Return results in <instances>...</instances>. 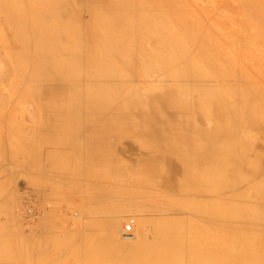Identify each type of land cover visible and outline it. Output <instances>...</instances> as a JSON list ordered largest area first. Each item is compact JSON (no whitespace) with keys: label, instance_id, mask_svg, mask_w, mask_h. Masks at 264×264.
Segmentation results:
<instances>
[{"label":"rangeland","instance_id":"374dc122","mask_svg":"<svg viewBox=\"0 0 264 264\" xmlns=\"http://www.w3.org/2000/svg\"><path fill=\"white\" fill-rule=\"evenodd\" d=\"M61 1L0 0V40L16 39L18 26L29 48L25 56L0 46V264H46L51 232L78 228L85 245H60L67 264L78 263L75 253L88 264H130L126 223L135 244L154 250L167 237L181 246L172 264L189 255L264 264V128L220 119L214 131L219 105L249 112L264 95L261 0H179L165 25L138 19L139 5L133 17L117 1ZM48 157L60 168L67 157L103 192L86 183L81 202L53 201ZM109 184H118L117 201ZM115 202L117 218L87 211Z\"/></svg>","mask_w":264,"mask_h":264},{"label":"bare ground","instance_id":"6f19581e","mask_svg":"<svg viewBox=\"0 0 264 264\" xmlns=\"http://www.w3.org/2000/svg\"><path fill=\"white\" fill-rule=\"evenodd\" d=\"M20 1V0H19ZM61 1V0H60ZM109 1V0H107ZM113 2H116L119 3L120 5L124 6L126 9L124 10L125 12H128V14L130 15H134L135 12H134V8L139 5V6H142V12L143 13H140V16L138 17V19L142 20V22L145 21V24L147 22H151L153 24H156V25H165V23L170 20V16L169 14L167 13H164V12H168L169 9L173 8L175 5H178L180 2L179 0H112ZM246 1H251V3H254L255 5L258 4L255 3L256 0H240L238 1L239 3L241 2H246ZM258 1V0H257ZM62 2V1H61ZM95 2H99V0H95ZM261 5L263 6L264 8V0H261ZM105 3V2H103ZM105 5V4H103ZM102 5V6H103ZM108 5V4H107ZM106 5V6H107ZM111 5V4H110ZM245 5V4H244ZM251 5V4H250ZM260 5V4H259ZM97 6V5H95ZM121 6V7H122ZM138 6V8H139ZM246 8H247V5H245ZM254 6V5H253ZM257 6V5H256ZM260 6V8L262 7ZM120 7V6H118ZM153 7H161L162 8V13L160 14H154V13H149L148 10H150L151 8ZM116 8V7H115ZM137 8V9H138ZM252 8V7H251ZM257 8V7H256ZM92 7H89L88 10L92 11ZM111 9V8H110ZM155 9V8H154ZM180 9V8H179ZM182 9V8H181ZM94 10V9H93ZM156 10V9H155ZM161 10V9H159ZM177 10V9H176ZM240 10V9H239ZM250 10V9H249ZM264 10V9H262ZM171 11V10H170ZM247 11V10H246ZM122 12V11H121ZM173 12V11H172ZM235 12V11H234ZM250 12V11H249ZM98 12H96L97 14ZM108 13H109V10H108ZM169 13V12H168ZM178 13V12H177ZM246 15H247V12H245ZM113 14V13H112ZM115 14V12H114ZM124 14V13H123ZM126 14V13H125ZM124 14V15H125ZM139 14V13H137ZM176 14V13H175ZM239 14V13H238ZM241 14V13H240ZM253 14V13H252ZM181 15V14H180ZM182 16V15H181ZM251 16V15H250ZM249 16V17H250ZM255 16V15H253ZM262 23H263V30H262V34H264V12H262ZM135 17V15L133 16ZM183 17V16H182ZM137 18V17H136ZM179 18V17H178ZM137 19V20H138ZM133 24V23H132ZM140 24V23H139ZM142 25V24H141ZM151 25V24H149ZM254 25V24H253ZM252 25V26H253ZM146 26V25H145ZM144 27V26H143ZM150 27V26H149ZM152 27V26H151ZM150 27V28H151ZM148 29V27H146ZM96 30H97V27H96ZM149 30H152V29H149ZM14 32V30H12ZM20 31H21V28L20 27H16V39H10L8 38L9 40H7L6 38L0 40L2 45L1 46V49L3 48L5 51H8L9 49H12L14 51V53L16 54H24L25 56H27V54L29 55V48L26 44H28L27 41H24L23 38L20 37ZM246 31V30H245ZM248 31V30H247ZM98 32V30H97ZM101 32V31H100ZM146 32V31H145ZM167 32V31H166ZM165 32V33H166ZM11 33V32H10ZM151 33V31H150ZM159 33H162L161 35H163V32H159ZM13 34V33H12ZM154 33H152L153 35ZM3 36V35H2ZM6 36V35H5ZM149 36V35H148ZM154 37V36H153ZM258 38V37H257ZM33 40V39H32ZM150 40V39H149ZM35 41V40H34ZM235 41V40H234ZM261 41V40H260ZM234 43V42H233ZM235 43H237L235 41ZM262 44V43H261ZM234 45V44H233ZM256 45V44H255ZM113 46V45H112ZM235 47V46H234ZM250 47H253V46H250ZM239 48V47H238ZM243 48V47H242ZM248 48V47H247ZM245 49V47H244ZM252 49V48H251ZM238 50V49H237ZM2 51V50H1ZM4 51V52H5ZM16 51V52H15ZM31 51V50H30ZM10 52V50H9ZM3 53V52H2ZM12 53V52H11ZM10 53V54H11ZM6 54V52H5ZM9 54V53H8ZM31 55L33 53H30ZM217 54V53H215ZM245 54V53H244ZM256 54V53H255ZM243 55V54H242ZM248 57V56H247ZM19 58V57H18ZM252 58V57H251ZM256 60V59H255ZM15 61V60H14ZM17 62V60H16ZM15 62V63H16ZM25 63V62H24ZM253 63V62H251ZM18 64L20 65L21 63L18 62ZM257 64V63H256ZM25 65V64H24ZM7 68V67H6ZM2 69V68H1ZM245 70V69H244ZM30 76V75H29ZM261 76V75H260ZM10 77V76H9ZM243 78L245 80H248L249 79V76L248 74L246 76L243 75ZM2 79V78H0ZM6 80V79H5ZM256 81V79H254ZM242 82V81H241ZM245 82V81H244ZM1 83V82H0ZM5 83V82H4ZM247 83V82H246ZM2 84V83H1ZM6 84V83H5ZM47 85V84H46ZM7 89V88H6ZM17 89V88H16ZM45 89V88H44ZM47 90V89H45ZM4 91V90H3ZM48 91V90H47ZM2 93V92H0ZM51 94V92H49ZM255 93V92H254ZM216 94V91L214 93V95ZM261 96H260V99L259 101L256 102V105L255 106H251L252 108L249 109V112L245 111H240V110H235V109H230L229 107L226 106L225 103L219 105V107L221 109H217L216 110V115L214 114L215 116V123H214V131H215V138H218L216 137V135H218L219 133V126H220V119H224L225 122L227 124H230V125H234V122L237 124V121L238 122H241L243 121V123L245 124H249V122H253L256 120L257 123H260L263 128H264V95L263 93H261ZM3 95V93H2ZM219 96V95H218ZM4 97V96H3ZM219 98V97H218ZM216 98V99H212L211 101L213 102H220V100ZM236 98V97H234ZM238 99V98H237ZM237 101V100H236ZM229 105V104H228ZM249 106V105H248ZM232 107V106H231ZM237 108V107H236ZM226 113V114H225ZM39 114V112H38ZM59 116H66V115H59ZM38 120V119H37ZM255 122V123H256ZM37 123V122H36ZM253 123V124H255ZM228 129H230L229 127H227ZM233 132V131H231ZM261 137L263 138L262 142L264 144V132H262L261 134ZM7 138V137H6ZM215 148H214V151L217 150V142L215 141ZM262 144V146H263ZM63 159V158H62ZM7 164V163H6ZM4 166V165H3ZM9 166V165H8ZM5 167V166H4ZM2 168V166H1ZM4 169H7V168H4ZM9 172V170H8ZM5 173V172H4ZM7 174V172H6ZM111 174V173H110ZM48 175V174H47ZM112 175V174H111ZM167 185V184H166ZM3 193V192H2ZM153 207V206H152ZM155 208V207H153ZM161 210V209H160ZM41 211V210H40ZM261 214H263L264 216V208L261 206ZM153 213V212H152ZM108 214V213H107ZM49 215V214H48ZM52 215V214H51ZM101 215V214H100ZM264 217H262L263 219ZM99 220V219H98ZM94 221V220H93ZM91 221V222H93ZM148 221V220H147ZM108 222V221H107ZM110 223V222H109ZM94 224V223H93ZM107 224V223H106ZM95 225H100V227L104 226L105 223L103 221H95ZM195 225V224H194ZM263 225V224H261ZM88 225H86L87 227ZM192 226V225H191ZM196 226V225H195ZM193 227V226H192ZM197 227V226H196ZM196 227H194L193 229H196ZM264 227V226H263ZM61 228V227H60ZM89 228V227H88ZM66 229V228H65ZM192 229V230H193ZM36 230V229H35ZM54 232H51V252L46 256V255H43L42 258L40 257V259H45V261H47L46 264H67V261H68V257L69 255H66L64 256L63 254L65 253H62L61 251H59V249L61 248L60 245L63 247L64 245H67L68 243L70 242H77L81 239V230L80 228L76 229V230H73V233L71 232H68L67 230L64 232L63 229H62V232L60 231L59 233L56 231V230H53ZM195 231V230H194ZM192 231V232H194ZM26 233V232H25ZM43 233V232H42ZM112 233V232H111ZM114 233V232H113ZM1 234V233H0ZM27 234H31V233H27ZM48 235V234H47ZM2 236V235H1ZM27 236V235H26ZM99 237V240L101 239L102 241L106 240V238H104L103 236H97ZM95 237V239L97 238ZM3 238V237H2ZM45 238V237H44ZM157 238V237H156ZM167 238V237H165ZM164 238V242L162 244H159L157 245V247H155L154 250H151L153 247H146L145 245L141 244V243H136L133 241V237H125V236H121V239L124 241V244H121L120 245H128V248L124 249V250H128V254L126 255V260L129 261L130 264H172L173 262L176 261L175 257H177L179 260H183V254H178V248L181 247V246H176L174 245L172 242L169 243L168 242V238L165 239ZM18 239V238H17ZM24 239V238H23ZM47 241V238H45ZM108 239V238H107ZM199 239V238H197ZM44 240V239H43ZM42 240V241H43ZM84 241V239H82ZM82 240H80V242H83ZM95 243L98 241V239L94 240ZM101 241V242H102ZM108 241V240H106ZM194 241V240H193ZM192 241V242H193ZM18 242V241H17ZM85 242V241H84ZM83 242V244L85 245V243ZM110 242V241H108ZM134 242V243H133ZM140 242V241H138ZM45 243V242H44ZM44 243H39V247L40 250H42V246L40 245H44ZM79 243V242H78ZM158 243V242H157ZM169 243V244H168ZM26 244V243H25ZM101 244V243H100ZM110 244V243H109ZM196 244V243H195ZM80 245V244H79ZM83 245V247H84ZM89 245V244H88ZM96 245V244H95ZM118 245V244H117ZM76 246V244H75ZM130 246V247H129ZM198 246V245H197ZM264 246V245H263ZM36 247V248H37ZM71 247V246H70ZM123 247V246H122ZM65 248V247H64ZM69 248V247H67ZM66 248V249H67ZM80 248V247H79ZM121 248V247H120ZM189 248V247H188ZM4 249V248H3ZM78 249V248H77ZM69 250V249H68ZM122 250V248H121ZM183 250V249H182ZM181 250V251H182ZM193 250V248H192ZM264 250V248H263ZM59 251V252H58ZM66 251V250H65ZM43 252V251H42ZM41 252V253H42ZM71 253V252H70ZM125 253V252H124ZM77 254V256H71L74 260H78V263L77 264H80V262H85L86 264H88V260L85 259V257H83V254H79V253H75ZM123 254V253H122ZM264 254V253H263ZM42 255V254H41ZM189 264H196L194 263V259L191 255H189ZM202 256V255H201ZM264 256V255H263ZM90 258V257H89ZM124 258V257H123ZM199 258V256H198ZM71 259V258H70ZM197 259V258H196ZM200 259V258H199ZM72 260V259H71ZM86 260V261H84ZM91 260V259H90ZM44 261V260H43ZM93 262H96V260H92ZM180 261V262H181ZM37 263H39L38 261H36ZM69 262V261H68ZM73 263V262H72ZM43 264V262L41 263ZM75 264V263H74ZM198 264V263H197ZM200 264V262H199Z\"/></svg>","mask_w":264,"mask_h":264},{"label":"crops","instance_id":"0c3cea01","mask_svg":"<svg viewBox=\"0 0 264 264\" xmlns=\"http://www.w3.org/2000/svg\"><path fill=\"white\" fill-rule=\"evenodd\" d=\"M67 158V157H66ZM66 158H63V162L61 165H63L62 168L56 166V162L53 160L51 161V158L48 157L47 161V173H46V182H47V197L52 199L53 201L56 200H62L63 202H81L83 199V196H86V183L90 186H93V189L95 190L94 193L99 194L102 193L101 187H97V184L95 183H88V178L82 176V172H78V168L76 167V163L69 162L67 165ZM58 163L57 165H59ZM159 168V167H158ZM80 170V169H79ZM62 171V172H60ZM154 176L161 177L160 172H153ZM48 174V175H47ZM151 178V176H150ZM162 179V178H161ZM113 180V178H111ZM181 183H183V180H181ZM165 184V183H163ZM110 185V184H109ZM107 185V186H109ZM109 187L110 189H106L107 194L110 192V199H116L117 201L119 189L118 184H111ZM61 190L59 193L62 192V194H58V191ZM126 194L128 199V210L127 211H134L135 208V187L128 184L126 187ZM57 196H61V198L57 199ZM139 199V198H138ZM118 208L117 202L111 203L109 206H100V207H93L89 208L87 211L95 212L94 214H91L93 217H111V218H117L119 217L118 214ZM115 212V213H114ZM108 213V214H107ZM101 214V215H100ZM112 222V221H111ZM89 227V226H88Z\"/></svg>","mask_w":264,"mask_h":264},{"label":"built area","instance_id":"2783aa9c","mask_svg":"<svg viewBox=\"0 0 264 264\" xmlns=\"http://www.w3.org/2000/svg\"><path fill=\"white\" fill-rule=\"evenodd\" d=\"M132 232H133V225H132V223H126L123 226V229H122L123 236H125V237H131L132 236Z\"/></svg>","mask_w":264,"mask_h":264}]
</instances>
